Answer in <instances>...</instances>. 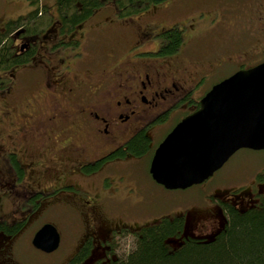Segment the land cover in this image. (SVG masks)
I'll return each mask as SVG.
<instances>
[{"label":"flooded vegetation","instance_id":"flooded-vegetation-1","mask_svg":"<svg viewBox=\"0 0 264 264\" xmlns=\"http://www.w3.org/2000/svg\"><path fill=\"white\" fill-rule=\"evenodd\" d=\"M195 2L191 28L187 19L177 24L181 42L171 52L162 36L176 24L157 25L140 14L133 25L116 18L112 47L97 56L85 50L86 32L104 37L103 23H81L72 34L56 26L43 45L38 35H17L18 53L28 59L5 71L10 81L0 91V199L11 211L9 221L0 220L20 228L48 212L67 218L68 234L57 230L56 249L44 252L31 244L55 258L46 264L116 262L127 251L121 247L127 236L133 242L135 232L152 222L138 224L133 215L136 187L144 191L147 176L162 187L149 172L156 146L215 83L264 61V0ZM138 134L147 140L140 154L128 148ZM244 151L261 150L235 152ZM139 157L148 160L144 170L136 166ZM263 172L217 192L215 179L234 173L213 178L215 171L204 179L199 184L209 187L213 220L196 233L187 214H178L185 218L184 234L214 236L228 224V207L243 214L259 205ZM19 228L0 230V264H19L10 250Z\"/></svg>","mask_w":264,"mask_h":264},{"label":"rangeland","instance_id":"rangeland-1","mask_svg":"<svg viewBox=\"0 0 264 264\" xmlns=\"http://www.w3.org/2000/svg\"><path fill=\"white\" fill-rule=\"evenodd\" d=\"M54 1L55 0H40V3L52 5ZM30 7L31 6L26 0H0V21L23 14L27 12ZM196 7L195 0H164L160 3L148 6L147 9L138 14L162 26L186 23V20L183 19H187L190 20L187 23L190 29ZM116 18H119L116 15V8L113 3L111 4L108 1L100 8L96 9L94 13L83 22L84 24L82 23L83 25L81 24L84 26L83 28H85L87 24L90 26L97 24L95 27H99L98 24L103 23L107 30L104 37H101L96 31H94L92 37L86 32L87 37H89L87 40L88 45H86L85 41V50L87 53L97 56L109 52L115 40V36L112 34V27ZM124 18L132 21V25L137 21L136 15H128ZM56 26V24H53V26H50L39 36V45L46 44L48 38L55 33ZM82 26L79 25L76 27V32H78ZM189 29L187 30L189 31ZM41 50V47H39V53H37L38 58L42 53ZM84 54L86 53L84 52ZM19 73L22 75L24 71L21 70ZM19 79H21V77H19ZM136 159H138L136 163L137 168L144 170L148 161L147 158L139 157ZM235 170L237 171L234 173ZM257 170L264 171V150L258 152H235L229 157L227 162L216 171L213 178L234 173L233 176L226 178L227 180L225 181L220 179V182L218 178L215 179L218 180V183L213 187V192L229 190L233 186L245 185L247 184L245 179L251 178L252 172ZM148 177L149 176H147L143 185L144 191L141 192V190L136 187L135 202L139 208H137L133 216L138 224L147 219L148 220L144 223L154 221L161 216L171 217L186 213L189 218V227L192 230H196V233H202L204 228L202 222L213 220L208 213V202H210L211 194L209 187L204 186L206 184H194L183 189H166L156 185ZM0 209V218L9 221L8 216L10 217L11 215L10 206L3 198L0 199ZM66 219L67 218L63 216L48 212L30 222L26 220L25 224L22 223L19 230L15 233L19 237L17 236L14 244H10L11 253L15 258L14 260L18 261L19 264H46L47 262L55 260V258L48 257L33 248L31 245V237L34 231L44 222L53 224L63 237L66 236L68 234V220ZM249 227V222L246 219H241L236 223L230 235L232 250L234 254L241 259L243 264H264V245L260 238L255 236ZM131 243L132 238L127 236L125 244L122 243L121 247L128 249L129 245L131 247Z\"/></svg>","mask_w":264,"mask_h":264},{"label":"trees","instance_id":"trees-1","mask_svg":"<svg viewBox=\"0 0 264 264\" xmlns=\"http://www.w3.org/2000/svg\"><path fill=\"white\" fill-rule=\"evenodd\" d=\"M108 1L114 4L116 15L121 18L138 14L164 0H55L52 5L40 3V0H26L31 6L27 12L2 20L0 24V91L10 81L4 72L28 59V56L22 57L18 53V45L14 44L17 37L15 31H19L20 35H38L56 24L60 32L72 34L79 24ZM181 31L173 26L162 36L166 43L165 51L178 48ZM132 140L129 150L136 154L147 150L144 135L138 134ZM228 214L226 228L211 237L185 235L184 216H162L140 227L135 232L131 247L111 264H243L232 250L230 235L236 223L246 219L251 231L264 245V199L243 214L228 207ZM18 228L19 225L8 226L0 220V230L4 232L11 233Z\"/></svg>","mask_w":264,"mask_h":264},{"label":"water","instance_id":"water-1","mask_svg":"<svg viewBox=\"0 0 264 264\" xmlns=\"http://www.w3.org/2000/svg\"><path fill=\"white\" fill-rule=\"evenodd\" d=\"M264 149V62L240 69L214 84L200 99V106L183 117L154 150L149 172L166 189H183L202 182L238 149ZM179 160L164 169L160 161ZM31 244L51 252L59 233L44 223Z\"/></svg>","mask_w":264,"mask_h":264},{"label":"snow or ice","instance_id":"snow-or-ice-1","mask_svg":"<svg viewBox=\"0 0 264 264\" xmlns=\"http://www.w3.org/2000/svg\"><path fill=\"white\" fill-rule=\"evenodd\" d=\"M160 165L164 169L172 168V167H177L179 166L182 162L179 160H172V159H164L161 160Z\"/></svg>","mask_w":264,"mask_h":264}]
</instances>
